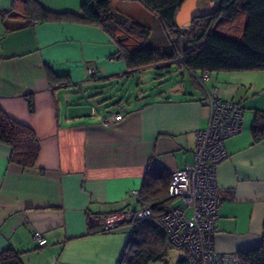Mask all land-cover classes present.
Masks as SVG:
<instances>
[{
  "label": "crops",
  "instance_id": "obj_1",
  "mask_svg": "<svg viewBox=\"0 0 264 264\" xmlns=\"http://www.w3.org/2000/svg\"><path fill=\"white\" fill-rule=\"evenodd\" d=\"M10 1L0 0L1 12ZM19 1L13 16L0 15V108L33 129L40 151L35 167L24 169L0 142V252L12 248L24 264H117L129 227L101 229L99 219L140 209L148 204L145 181L162 188L193 161L196 131L208 123L207 91L243 109L241 131L225 140L227 157L215 169L221 201L215 249L237 253L261 244L264 141L252 140L251 123L255 110H264V71L210 72L203 85L172 59L129 72L101 27L14 16L23 10ZM36 1L73 13L82 3ZM110 2L150 29L148 45L172 52L158 17L138 0ZM216 5L196 0L201 15ZM92 105L101 115L91 114ZM116 110L122 119L102 125L104 114ZM179 203L169 197L163 208ZM35 231L45 246L37 245Z\"/></svg>",
  "mask_w": 264,
  "mask_h": 264
},
{
  "label": "trees",
  "instance_id": "obj_2",
  "mask_svg": "<svg viewBox=\"0 0 264 264\" xmlns=\"http://www.w3.org/2000/svg\"><path fill=\"white\" fill-rule=\"evenodd\" d=\"M15 2L17 0H14ZM23 10L14 16L38 21H65L94 24L114 38L117 54L124 58L129 72L166 60H176L189 71H264V0H214L217 5L197 16L190 28H179L175 13L184 0H138L155 14L172 43V52H161L148 45L150 29L141 22L114 11L110 0H82L80 13L56 12L41 6L36 0H22ZM0 11V15H11ZM16 14V15H15ZM228 23L227 25H224ZM235 30H230L231 26ZM49 77L50 69L47 67ZM59 81V80H57ZM57 83H60L57 82ZM254 142L264 141V110H255L251 123ZM0 142L11 148L10 161L24 169H32L40 151L33 129L9 117L0 108ZM171 178V175H170ZM166 181L162 188L143 185L142 200L151 210V217L126 223L129 234L117 264H148L161 260L166 252V233L157 219L167 210L163 204L169 199ZM157 195V198H153ZM146 199L149 201H146ZM122 223V224H123ZM168 246V245H167ZM174 264H189L186 253ZM241 264H264V238L255 247L237 252ZM0 264H24L20 253L12 248L0 252ZM164 264H169L165 262Z\"/></svg>",
  "mask_w": 264,
  "mask_h": 264
},
{
  "label": "built area",
  "instance_id": "obj_3",
  "mask_svg": "<svg viewBox=\"0 0 264 264\" xmlns=\"http://www.w3.org/2000/svg\"><path fill=\"white\" fill-rule=\"evenodd\" d=\"M88 75L95 76L96 69L88 67ZM203 85L209 78V72L195 74ZM208 123L195 134V153L193 161L172 172L168 185V195L180 201L162 214L157 222L166 233V244L187 251L189 264H241L237 253H220L215 249L214 237L219 231L218 185L216 166L227 157L225 140L241 131L243 109L232 101L224 100L214 91L206 92ZM91 114L101 115L95 105ZM120 110L104 114L101 124L111 125L120 121ZM137 194V191H133ZM148 207L125 212L119 217L99 219L101 229H109L122 222L151 217ZM38 246H45L46 238L40 231L33 233Z\"/></svg>",
  "mask_w": 264,
  "mask_h": 264
},
{
  "label": "water",
  "instance_id": "obj_4",
  "mask_svg": "<svg viewBox=\"0 0 264 264\" xmlns=\"http://www.w3.org/2000/svg\"><path fill=\"white\" fill-rule=\"evenodd\" d=\"M201 15L196 7V0H184L175 13V23L179 28H190L193 20Z\"/></svg>",
  "mask_w": 264,
  "mask_h": 264
},
{
  "label": "rangeland",
  "instance_id": "obj_5",
  "mask_svg": "<svg viewBox=\"0 0 264 264\" xmlns=\"http://www.w3.org/2000/svg\"><path fill=\"white\" fill-rule=\"evenodd\" d=\"M19 2H20L19 0H17L16 2L14 0H11L8 4V7L17 9V5L19 4ZM164 43H167V40H164ZM165 249H167V250L164 253L163 259L153 260V261H150L148 264H164L165 262H167L169 264H174L176 262V260L179 257H182L184 254L182 249H180L179 247H172V246L166 245Z\"/></svg>",
  "mask_w": 264,
  "mask_h": 264
}]
</instances>
